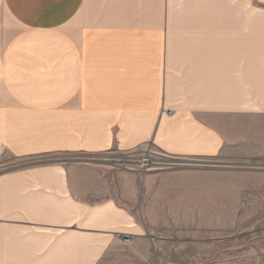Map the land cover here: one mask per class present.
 <instances>
[{"label": "crops", "instance_id": "1", "mask_svg": "<svg viewBox=\"0 0 264 264\" xmlns=\"http://www.w3.org/2000/svg\"><path fill=\"white\" fill-rule=\"evenodd\" d=\"M221 3L173 51L170 0H0V264H154L169 237L264 235L230 207L264 183L221 179L235 171L212 160L264 140L215 119L264 117V0H227V19ZM134 150L180 163L53 159ZM253 240L191 264H264Z\"/></svg>", "mask_w": 264, "mask_h": 264}, {"label": "rangeland", "instance_id": "2", "mask_svg": "<svg viewBox=\"0 0 264 264\" xmlns=\"http://www.w3.org/2000/svg\"><path fill=\"white\" fill-rule=\"evenodd\" d=\"M224 2V3H223ZM222 6L220 10V17L221 19H227L229 16V10H228V3L227 0H222ZM170 7L171 12H169L173 25L168 27V32L171 35L172 40V48L173 51H179L184 50L186 48V43H183V39L180 37L177 40L178 35H190L193 34V31L196 30H211L207 28H190L188 26L189 20H195L197 15H195V12L198 9L202 7H213L212 6V0H170ZM194 13V14H193ZM228 29H222V31H227ZM221 31V42H224L223 45L226 49L229 47V41L228 38L223 34ZM182 39V40H181ZM185 42V41H184ZM220 117V124L219 127L221 128V131H235L240 135L241 133H251L253 135H256L257 133H260V135L264 132V117L261 116V114L253 113L248 114L247 116L244 115V117L239 116V114H236V123L230 124L228 123L229 117L227 112L221 113L220 116L215 117L217 120ZM208 120L209 118L206 117ZM215 125H218L217 123ZM255 141L249 142L251 144H254ZM257 141L255 145L251 146L250 144L245 145L242 147V154H237V159H233V156L230 155L231 152H229L228 147L225 149L222 148L220 155H218L217 158H213L212 160H215V164L220 166H226L230 168L225 169H231L235 172L231 175L229 173L222 175L221 179L224 180H237L238 182H256V181H262L264 183V154L263 156H260L261 154L252 156V151L260 152L261 150H264V140ZM249 148V149H248ZM247 151V152H245ZM245 152V153H244ZM91 156L97 161H101V163H110L114 166L120 167V168H126V169H142L143 171L147 172H154L161 169H169L173 167H177L178 163L172 161L170 163H173L171 166L164 165L165 162L168 163V160L166 158H163L159 155H155L154 153H142L138 152L136 150L132 152L122 153V152H110V153H100V154H91V153H83V152H76L72 154H62L59 156L53 157V159L58 160H67V159H90ZM146 156H149L153 163L150 164L149 167H145L142 162L144 161V158ZM164 163V164H159ZM142 164V165H141ZM169 165V164H168ZM232 173V172H231ZM243 195L247 196H255L257 197L256 200H254L253 203L248 204H237V205H230L231 208L234 206L236 207V211L241 213H247L249 217H251L250 220H247L246 222H243L244 224H252L255 226H264V200H261L259 197H264V187L262 188H256L253 189L250 192L243 193ZM130 206V208L136 212L139 213L142 210V205H127ZM202 206V205H198ZM229 205H226L225 211H227V207ZM223 212V211H222ZM172 241H170L165 245L163 248L169 250V252L162 253L159 252L160 261L155 262L154 264H191L192 261H195L197 256L199 258L203 257L204 254L202 251L204 250L203 247L210 245V248L205 251H210L211 255L212 250H221L224 254L225 258H228V250H235L237 249V255H244V251L246 248V240H250L253 238L252 246L253 249L258 250L259 252L262 250L264 252V235L262 237H256V236H233V237H222V240L220 242V245L218 243H215L213 241V237H210L212 242L210 244H203L198 243V239H203V237H181L177 241L175 240L178 237H169ZM193 238L195 241L191 243H186V239ZM207 238V237H205ZM209 239V238H208ZM225 239V240H224ZM231 239V241H230ZM263 239V240H261ZM161 251V250H160ZM240 252V253H239ZM259 257V256H258Z\"/></svg>", "mask_w": 264, "mask_h": 264}, {"label": "built area", "instance_id": "3", "mask_svg": "<svg viewBox=\"0 0 264 264\" xmlns=\"http://www.w3.org/2000/svg\"><path fill=\"white\" fill-rule=\"evenodd\" d=\"M147 154H150V153H147ZM151 163H153L152 162V160H151V158L149 157V156H146L145 158H144V161L142 162V164L145 166V167H149L150 166V164ZM157 163H159V164H164V163H160V162H157ZM141 164V165H142ZM169 164V165H168ZM173 163H170V162H165V164L164 165H166V166H171Z\"/></svg>", "mask_w": 264, "mask_h": 264}, {"label": "water", "instance_id": "4", "mask_svg": "<svg viewBox=\"0 0 264 264\" xmlns=\"http://www.w3.org/2000/svg\"><path fill=\"white\" fill-rule=\"evenodd\" d=\"M93 161V160H92ZM93 162H98V163H101V161H93ZM125 238H129L128 236L127 237H125Z\"/></svg>", "mask_w": 264, "mask_h": 264}]
</instances>
